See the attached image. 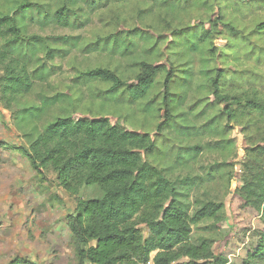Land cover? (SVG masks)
I'll return each instance as SVG.
<instances>
[{
  "label": "rangeland",
  "instance_id": "1",
  "mask_svg": "<svg viewBox=\"0 0 264 264\" xmlns=\"http://www.w3.org/2000/svg\"><path fill=\"white\" fill-rule=\"evenodd\" d=\"M15 1L0 0V15L13 12ZM30 2L38 11L32 10L26 19L22 38L65 39L39 49L42 59H49L51 49L47 63L53 75L36 82L19 106L6 109L0 104V264H87L78 252L94 245L75 242L68 218L76 216L79 200L99 198L100 192L89 187L73 195L58 185L52 171L38 174L26 156L29 149L20 123L17 128L16 113L24 104L39 107L42 98L56 94L66 95L75 105V118H106L124 130L154 138L162 152L144 155L143 161L169 180L191 181L208 174L212 179L190 193V210L196 208L192 205L197 197L216 199L223 202L226 219L218 225L201 222L192 227V235L214 239L213 254L218 256L237 232L230 202L231 192L242 185L246 142L240 127L222 114L227 103L213 101L212 85L217 79L226 94L264 101V32L257 31L264 23V0H77L75 15L63 12L69 27L57 23L56 13L68 6L65 0ZM233 34L243 37L249 48H234ZM142 64L164 67L146 97L132 102L121 89L81 77L107 69L133 85ZM168 71L174 74L167 99L170 126L159 132L166 120L163 84ZM218 73L223 78L218 79ZM57 114L56 106L40 122ZM194 148L199 156L182 163L180 155L192 156Z\"/></svg>",
  "mask_w": 264,
  "mask_h": 264
},
{
  "label": "trees",
  "instance_id": "2",
  "mask_svg": "<svg viewBox=\"0 0 264 264\" xmlns=\"http://www.w3.org/2000/svg\"><path fill=\"white\" fill-rule=\"evenodd\" d=\"M65 1L68 6L56 13L57 23L69 27L63 12L75 15L77 0ZM35 6L30 0H17L13 12L0 15V104L6 109L19 106L36 82L43 83L53 75L47 63L52 59L51 49L49 59L39 57V49L51 40L65 39L22 38L26 19L32 10L38 11ZM226 28L233 33L232 27ZM257 31L264 32V23L257 26ZM183 34L181 30L180 37ZM200 35L205 37V33ZM184 38L187 41V36ZM230 42L236 49L249 48L238 34H233ZM163 67L142 64V74L133 85L107 69L90 70L81 77L109 84L114 91L121 89L132 102L146 97ZM217 78L223 75L218 73ZM173 82L174 74L168 71L163 84L162 113L166 120L158 126L159 132L170 126L167 99ZM217 86L215 79L213 101L227 103L222 114L240 127L246 142L242 185L231 192L230 214L237 232L218 256L213 254L214 239L192 235V227L201 222L218 225L226 219L223 202L216 199L197 197L192 205L196 208L190 210L188 197L191 192H199L204 181L212 179L208 174L191 181L169 180L162 170L143 161L144 155L148 158L156 155L154 151H161L154 138L124 130L106 118H75V105L64 94L42 98L39 107L24 104L18 110L17 128L20 123L29 149L26 156L38 174L52 171L58 185L73 195L89 187L100 192L99 198L79 200L76 216L68 218L69 230L79 246L94 243L79 250L82 262L179 264L180 259L187 258L189 261L181 264H264V101L226 94ZM56 106L59 114L40 122ZM226 144H230L228 140ZM198 151L194 148L192 156L180 155L182 163L195 159Z\"/></svg>",
  "mask_w": 264,
  "mask_h": 264
}]
</instances>
